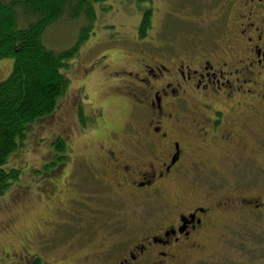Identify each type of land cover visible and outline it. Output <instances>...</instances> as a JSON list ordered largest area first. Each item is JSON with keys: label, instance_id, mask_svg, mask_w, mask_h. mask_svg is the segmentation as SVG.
Masks as SVG:
<instances>
[{"label": "flooded vegetation", "instance_id": "obj_1", "mask_svg": "<svg viewBox=\"0 0 264 264\" xmlns=\"http://www.w3.org/2000/svg\"><path fill=\"white\" fill-rule=\"evenodd\" d=\"M198 2L196 10L187 4L185 38L160 42L146 39L150 28L140 34L147 13L152 28L154 10L151 0H137L139 45L129 47L136 53L119 69L105 68L115 80L111 97L129 107L121 129L105 117L107 99L94 106L84 89L74 95L80 126L94 128L93 155L74 147L71 124L59 117L66 158L43 174L46 202L70 213L78 200L71 191L89 177L133 201L131 217L87 214L91 234H108L78 251L75 234L64 236L53 218L18 233L7 216L0 264H264V0ZM75 162L83 178L71 171ZM31 188L15 189L14 202ZM129 225V238L116 237Z\"/></svg>", "mask_w": 264, "mask_h": 264}, {"label": "rangeland", "instance_id": "obj_2", "mask_svg": "<svg viewBox=\"0 0 264 264\" xmlns=\"http://www.w3.org/2000/svg\"><path fill=\"white\" fill-rule=\"evenodd\" d=\"M136 2L137 0H101L96 4L97 19L88 23V25H92L90 37L82 45L80 53L70 61L69 67L65 70L69 78V85L65 94L59 100L56 112L45 120L42 119L33 123L24 144L11 155L8 163L21 167V179L17 180L6 191L4 198L0 196V222L7 216L14 215L16 219L15 229L18 233L32 228L45 217L53 218L56 220L53 225L55 228L61 231L65 226L64 230L61 231L64 236L72 232L75 234L74 244L77 245L76 250L79 251L86 246H97L100 239V242L104 243L105 240L102 239L105 238L104 235L108 234L104 231L91 234L93 232H91L88 225H91L92 222L86 220L87 214L99 212L108 216L111 221L123 217V215L127 218L131 217L133 201L123 200L125 202L123 203L116 199L115 195L106 188L90 180L89 177L82 184L75 186L73 192L71 191L72 196L76 195L78 197L75 207L68 214H60L59 210L54 209L46 202L44 189L42 188L46 182L43 178L44 173L40 170L46 161L55 159L56 152L53 142L56 140V135L60 129V116L62 118L60 123L71 124L73 131L71 141L74 147L78 151L82 150L81 152L84 155L94 154L92 151L94 142L90 139L94 128L80 126L76 114V104L73 102L74 95L80 89L88 92L87 94L90 96L88 100H93L94 106L100 105L103 100L107 99L105 102V117L116 122L120 129L126 121L130 112L129 107L124 100L111 97L113 96L110 95L111 85L115 83V80L111 78L105 68L108 70L119 69L126 59L136 53V50H129V47L139 45L135 43V39L141 11L135 7ZM139 3L142 4L144 1H139ZM151 3L153 4L154 15L152 28H150L146 39H154L160 42L176 39L181 42L185 38L187 30L190 29L186 9L182 8V4H197L199 2L194 0H151ZM84 20V16L72 20L66 17L61 18L48 27L44 35L45 42L55 49L69 47L78 39L79 29ZM146 45L153 48L151 43L146 44L144 42L143 46L147 47ZM94 62L99 63V65L91 69ZM12 64V58L0 60V79H4L10 74ZM88 100L81 99L79 106L85 112L84 114L89 122L90 116L85 106ZM89 107H92V104ZM95 111L99 112V107H96ZM80 120L82 121L81 117ZM103 123H105V119H103ZM52 167L53 165H49L48 169ZM69 167L71 171H74L75 176L79 175V179L80 177L83 178L84 172H82L81 162L72 163ZM34 180L35 182H33ZM31 182L33 188L30 189V194L16 204L14 202L15 189ZM81 187L85 191L83 195H81ZM68 203L74 206L72 200H69ZM64 218L68 219L67 223H62ZM77 218H79L78 229L73 223V220ZM262 227L260 225V228ZM129 228L133 230L131 232L127 229L121 230L120 233L117 232L116 237L129 238L131 233L134 232V226L129 225ZM245 238L246 243L249 244V235ZM223 243L226 244L225 241ZM235 258L241 259L243 255L239 254Z\"/></svg>", "mask_w": 264, "mask_h": 264}, {"label": "trees", "instance_id": "obj_3", "mask_svg": "<svg viewBox=\"0 0 264 264\" xmlns=\"http://www.w3.org/2000/svg\"><path fill=\"white\" fill-rule=\"evenodd\" d=\"M100 1L0 0V60L13 59L10 74L0 79V196L3 198L6 191L21 179L22 172L21 167L10 165L8 161L24 144L31 125L56 112L59 100L69 85L65 70L90 37L92 25L88 23L96 21V4ZM187 4H182L186 11ZM188 5L194 10L199 7L198 3ZM150 15L147 13L146 21L140 28L142 36L146 35L147 28H151ZM80 16H84L85 20L80 26L78 39L72 45L55 49L45 42L44 35L49 26L63 17L72 20ZM66 145L64 137L56 138L53 142L55 159L45 162L44 169L40 170L42 173L53 175L56 165L66 158L62 155L66 152ZM49 165L53 167L48 169ZM45 182L42 187L44 192L51 187L49 181ZM30 184L33 185L32 182ZM81 193H85L82 187ZM79 218L73 220L77 229Z\"/></svg>", "mask_w": 264, "mask_h": 264}]
</instances>
